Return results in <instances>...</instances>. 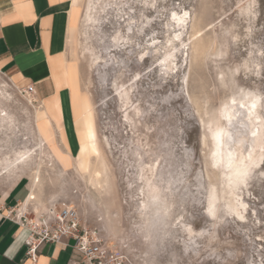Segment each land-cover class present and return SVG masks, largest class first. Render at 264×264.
I'll list each match as a JSON object with an SVG mask.
<instances>
[{
	"label": "rangeland",
	"instance_id": "obj_1",
	"mask_svg": "<svg viewBox=\"0 0 264 264\" xmlns=\"http://www.w3.org/2000/svg\"><path fill=\"white\" fill-rule=\"evenodd\" d=\"M77 8L66 57L98 152L84 134L61 161L60 146L40 139L30 84L0 72V199L26 184L34 198L21 205L68 202L135 264H264V0ZM215 129L233 160L247 155L244 184L213 157Z\"/></svg>",
	"mask_w": 264,
	"mask_h": 264
},
{
	"label": "crops",
	"instance_id": "obj_2",
	"mask_svg": "<svg viewBox=\"0 0 264 264\" xmlns=\"http://www.w3.org/2000/svg\"><path fill=\"white\" fill-rule=\"evenodd\" d=\"M77 1L0 0V72L33 86L43 115L37 122L40 139L47 148L60 146L64 162L75 157L87 126L93 129L88 101L79 94L78 70L66 57L79 16ZM28 195V186L20 184L0 199V264H82L62 244H43L36 262L25 255L28 231L6 214Z\"/></svg>",
	"mask_w": 264,
	"mask_h": 264
},
{
	"label": "built area",
	"instance_id": "obj_3",
	"mask_svg": "<svg viewBox=\"0 0 264 264\" xmlns=\"http://www.w3.org/2000/svg\"><path fill=\"white\" fill-rule=\"evenodd\" d=\"M27 93H34L29 85ZM21 201L7 208V218L27 229L25 255L36 262L45 243L70 246L82 264H135L122 249L111 245L100 233L83 220L75 206L61 202L57 208L39 209Z\"/></svg>",
	"mask_w": 264,
	"mask_h": 264
},
{
	"label": "bare ground",
	"instance_id": "obj_4",
	"mask_svg": "<svg viewBox=\"0 0 264 264\" xmlns=\"http://www.w3.org/2000/svg\"><path fill=\"white\" fill-rule=\"evenodd\" d=\"M183 19V18H182ZM179 20H181V18L179 17ZM178 20V21H179ZM181 22V21H180ZM30 96V95H29ZM251 107L254 106L255 104V101L251 100ZM243 105L245 106V103H243ZM251 107H246V109H250ZM232 108V107H230ZM232 110V109H231ZM236 111V110H235ZM235 114L232 113L230 110H227L225 111V116L226 117H229L231 118L232 116H234ZM250 117V116H249ZM254 126V125H253ZM226 130H221V129H215L213 131H211V136H212V144H213V152H214V158H221L223 159V165L225 168H228L229 169V173L231 175V180H232V183L233 185H236L239 184V183H242L244 184L246 182V179H245V176L246 173H247V164H245V156L247 155H240V157H238L237 159L233 160L234 158L232 157L233 155V151H231L232 149L231 148H227L226 150H223L221 148V144L223 143V140H222V135L223 133L225 132ZM258 131V130H257ZM250 133H252V136L253 137H256L255 133H254V130H251ZM86 137L88 139L91 140V151L93 153H97L98 150H97V147H96V144L94 142V132H93V129L91 126H87V132H86ZM251 137V136H250ZM254 140V139H253ZM90 142V141H89ZM260 143V142H259ZM224 144V143H223ZM252 150V149H251ZM90 151V152H91ZM257 155V154H256ZM263 156V152H261L258 156H249V164L253 163L254 164H257L260 160H261V157ZM22 157V156H21ZM248 161V160H247ZM78 165V164H77ZM249 166V165H248ZM94 171V174H93V177L95 180H97V186L100 185V183L98 182V179L101 177V171L100 170H93ZM248 174V173H247ZM230 178V177H229ZM91 180V178H90ZM33 181L35 183H37L39 180H38V175H34V178H33ZM230 181V180H229ZM231 183V182H230ZM94 184V183H93ZM100 187V186H99ZM238 187V186H237ZM234 188V187H233ZM28 198L29 199H33L34 198V195L32 194V192H29V195H28ZM21 204V203H20ZM21 206H25V205H21ZM234 208V207H232Z\"/></svg>",
	"mask_w": 264,
	"mask_h": 264
},
{
	"label": "snow or ice",
	"instance_id": "obj_5",
	"mask_svg": "<svg viewBox=\"0 0 264 264\" xmlns=\"http://www.w3.org/2000/svg\"><path fill=\"white\" fill-rule=\"evenodd\" d=\"M175 15H176V14H175V13H173V17H174V18H175ZM185 15H187V13H185Z\"/></svg>",
	"mask_w": 264,
	"mask_h": 264
}]
</instances>
